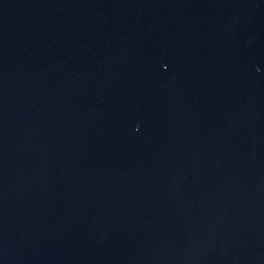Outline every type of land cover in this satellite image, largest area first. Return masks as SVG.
I'll use <instances>...</instances> for the list:
<instances>
[{
    "label": "water",
    "instance_id": "95a60500",
    "mask_svg": "<svg viewBox=\"0 0 264 264\" xmlns=\"http://www.w3.org/2000/svg\"><path fill=\"white\" fill-rule=\"evenodd\" d=\"M0 264H264V0H0Z\"/></svg>",
    "mask_w": 264,
    "mask_h": 264
}]
</instances>
